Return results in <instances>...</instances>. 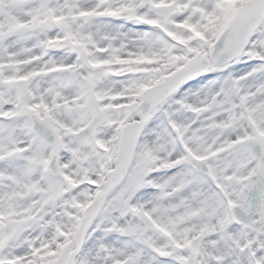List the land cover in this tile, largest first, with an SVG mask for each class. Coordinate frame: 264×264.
Instances as JSON below:
<instances>
[{"label": "snow or ice", "instance_id": "6c2138e0", "mask_svg": "<svg viewBox=\"0 0 264 264\" xmlns=\"http://www.w3.org/2000/svg\"><path fill=\"white\" fill-rule=\"evenodd\" d=\"M0 264H264V0H0Z\"/></svg>", "mask_w": 264, "mask_h": 264}]
</instances>
